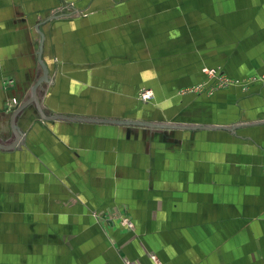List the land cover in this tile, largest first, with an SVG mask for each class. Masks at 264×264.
Masks as SVG:
<instances>
[{"label":"crops","instance_id":"obj_1","mask_svg":"<svg viewBox=\"0 0 264 264\" xmlns=\"http://www.w3.org/2000/svg\"><path fill=\"white\" fill-rule=\"evenodd\" d=\"M156 1L155 15L170 17L187 0ZM199 1L208 31L225 15L227 30L243 19L257 32L264 76V0ZM85 9L97 18L82 32H105L106 0H0V264H264V79L255 104L230 90L208 103L194 97L197 122H153L146 104L126 105L134 122L175 128L52 120L119 121L121 96H134L151 71L123 73L105 55L86 68L90 57L78 62L57 38L49 54L48 26ZM136 30L135 46L151 33ZM185 73L170 75L182 83Z\"/></svg>","mask_w":264,"mask_h":264},{"label":"rangeland","instance_id":"obj_2","mask_svg":"<svg viewBox=\"0 0 264 264\" xmlns=\"http://www.w3.org/2000/svg\"><path fill=\"white\" fill-rule=\"evenodd\" d=\"M179 1L175 0L174 4ZM159 2L156 0H106L105 32L99 33L82 32V21L88 19L92 23L97 18L93 15L92 9L77 10L69 17L63 16V19L53 22L45 31L46 44L49 45L48 52L51 54L55 51L53 41L57 38L62 40V45L70 41L68 53L77 56L78 62L82 55L90 57L87 63L82 64L86 68H96L105 59L107 66H110L109 63L120 65L123 73H129L130 68L131 71H137L140 67H149L151 71L148 76L145 74V81H141L144 85L139 91L134 96H121V111H116V114L121 116L118 117L119 120L134 121L131 118L136 112H131L126 105L138 103L139 106L146 104L154 110L153 122H197L196 120L199 119L193 118L196 114L193 107H200V105L194 102V97L208 103L215 93L225 90L234 91L235 98L237 97L240 102L249 100L255 104L253 99L261 97V83L264 76L259 73L261 72V53L258 54L257 48H252L251 42V37L257 32L247 31L250 28L246 20L242 19V24L245 26L235 23L234 31L231 32L223 25L229 17L218 15L216 16L218 24L213 31H208L212 20L207 16L199 21L198 11L203 9L207 11L206 6L199 0L183 1L177 9L171 11L175 16L170 17L167 14L155 15ZM133 4H137V11ZM140 4L142 7H151L154 15L146 18ZM115 7L119 10L116 14L111 11ZM131 11L135 15H131ZM178 11H188L191 14L179 16L176 14ZM252 17L257 19V16ZM252 17L246 19L252 21L254 20ZM145 24L151 29L150 36L143 37L144 40H138L136 46L134 43L130 44L131 34L143 35L141 32L137 33L136 28L145 27ZM184 24L190 29H184L182 27ZM69 26L71 28H68ZM196 27L203 31H197ZM98 34L100 41L97 43L94 36ZM230 36H233L232 41ZM87 37L89 41H84ZM103 43L104 49L97 47L102 46ZM61 48L60 52L56 53V55L59 54L57 56L66 55L65 47ZM104 55L105 59H96ZM75 67L80 68L81 63L75 64ZM178 71H186L187 78L182 83L170 75ZM195 72L198 76L192 81L189 78ZM167 73L171 77L169 80L164 78ZM158 75L162 78L159 79ZM138 76L140 78V74ZM151 77L153 79H150ZM165 87H169L170 90H165ZM114 99L115 97L106 95L107 107H113L114 104L117 107ZM202 106L206 108L209 105L203 103ZM110 114L113 115V112L110 111ZM225 114L223 110L218 113V117L214 114L211 118L213 120L225 118ZM239 118V111H237L233 120L238 121Z\"/></svg>","mask_w":264,"mask_h":264},{"label":"water","instance_id":"obj_3","mask_svg":"<svg viewBox=\"0 0 264 264\" xmlns=\"http://www.w3.org/2000/svg\"><path fill=\"white\" fill-rule=\"evenodd\" d=\"M50 119L52 120H69V121H81V122H89V123H105V124H115V125H125V126H139V127H164V128H175L176 125H154L151 123H142V122H130V121H117V120H94V119H82V118H71V117H65V116H51Z\"/></svg>","mask_w":264,"mask_h":264}]
</instances>
